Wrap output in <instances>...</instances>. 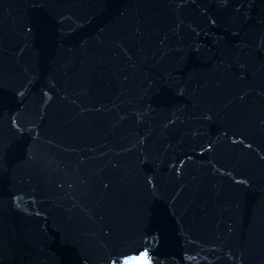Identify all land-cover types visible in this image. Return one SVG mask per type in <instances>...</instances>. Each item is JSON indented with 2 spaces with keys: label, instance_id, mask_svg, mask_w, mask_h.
<instances>
[{
  "label": "water",
  "instance_id": "water-1",
  "mask_svg": "<svg viewBox=\"0 0 264 264\" xmlns=\"http://www.w3.org/2000/svg\"><path fill=\"white\" fill-rule=\"evenodd\" d=\"M0 264H264V0H0Z\"/></svg>",
  "mask_w": 264,
  "mask_h": 264
}]
</instances>
